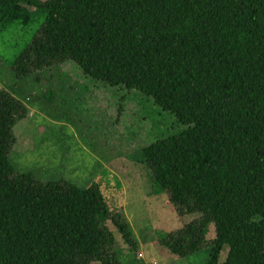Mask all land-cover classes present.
<instances>
[{"label":"trees","instance_id":"trees-1","mask_svg":"<svg viewBox=\"0 0 264 264\" xmlns=\"http://www.w3.org/2000/svg\"><path fill=\"white\" fill-rule=\"evenodd\" d=\"M35 13L46 21L13 63V89L54 110L77 83L152 99L185 129L138 162L179 217L197 218L161 246L179 259L208 249V264H264V0H0V23ZM67 65L80 78L58 74L39 93L42 76ZM18 98L0 91V264H122L106 223L130 252L141 242L99 185L19 173L15 127L28 109Z\"/></svg>","mask_w":264,"mask_h":264},{"label":"rangeland","instance_id":"rangeland-1","mask_svg":"<svg viewBox=\"0 0 264 264\" xmlns=\"http://www.w3.org/2000/svg\"><path fill=\"white\" fill-rule=\"evenodd\" d=\"M45 21L44 13H35L28 21L0 23V89L24 97L18 99L28 109L27 116L15 127L18 138L14 163L19 173L37 175L42 181H65L81 189L99 185L109 210H123L135 238L141 242L137 252H130L119 232L106 223L115 238L114 249L121 251L122 264H208V249L189 259H179L161 246L159 238L163 240L197 218L179 217L168 195L155 187L147 168L138 162L145 147L185 129L173 115L163 112L140 92L128 93L104 84H96L91 90L77 83L74 91L67 89L69 100L66 96L56 98L61 104L55 110L37 98L38 91L13 89V63L35 40ZM64 73L74 79L83 74L76 65L53 70L38 81L39 93L49 90L51 81L55 84L61 77L58 74ZM56 91L60 97L61 88ZM216 237L213 226L208 238ZM227 255L226 247L222 262Z\"/></svg>","mask_w":264,"mask_h":264},{"label":"crops","instance_id":"crops-1","mask_svg":"<svg viewBox=\"0 0 264 264\" xmlns=\"http://www.w3.org/2000/svg\"><path fill=\"white\" fill-rule=\"evenodd\" d=\"M2 90H4V89H0V91H2Z\"/></svg>","mask_w":264,"mask_h":264}]
</instances>
